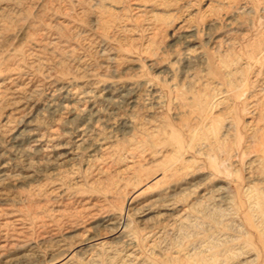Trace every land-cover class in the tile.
<instances>
[{
    "label": "rangeland",
    "instance_id": "rangeland-1",
    "mask_svg": "<svg viewBox=\"0 0 264 264\" xmlns=\"http://www.w3.org/2000/svg\"><path fill=\"white\" fill-rule=\"evenodd\" d=\"M0 264H264V0H0Z\"/></svg>",
    "mask_w": 264,
    "mask_h": 264
}]
</instances>
